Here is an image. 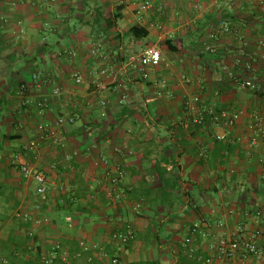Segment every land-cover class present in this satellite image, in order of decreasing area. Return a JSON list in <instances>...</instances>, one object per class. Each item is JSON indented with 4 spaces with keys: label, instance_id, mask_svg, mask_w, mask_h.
Returning <instances> with one entry per match:
<instances>
[{
    "label": "crops",
    "instance_id": "1",
    "mask_svg": "<svg viewBox=\"0 0 264 264\" xmlns=\"http://www.w3.org/2000/svg\"><path fill=\"white\" fill-rule=\"evenodd\" d=\"M141 1L0 0V259L9 264L55 244L66 264H197L185 243L196 222L198 256L214 238L254 231L264 252V149L248 155L246 128L248 115L264 116V9L257 0H153L138 16ZM223 20L230 28L221 33ZM132 26L147 36H131ZM147 46L162 62L142 80L124 64ZM246 80L257 89L239 88ZM162 81L173 98H157ZM20 85L42 112L21 105ZM191 96L242 119L222 130L192 126L183 113ZM60 116L74 122L60 127ZM220 131L229 142L215 139ZM23 165L46 177L43 199ZM127 226L134 239L114 247L110 234ZM11 239L27 250L9 260ZM81 241L107 258L77 257Z\"/></svg>",
    "mask_w": 264,
    "mask_h": 264
},
{
    "label": "built area",
    "instance_id": "2",
    "mask_svg": "<svg viewBox=\"0 0 264 264\" xmlns=\"http://www.w3.org/2000/svg\"><path fill=\"white\" fill-rule=\"evenodd\" d=\"M259 7L264 9V0H257ZM154 5L153 0H143L138 2L136 5V12L138 16L144 15L148 12ZM230 28V23L227 20H223L220 23L218 32H228ZM211 39H216V32L210 33ZM208 51H213L211 47H206ZM162 62L161 54L155 46H147L141 52L131 55L128 57L126 63L124 64L125 69H129L133 73L137 74L142 80H148L150 74L154 71ZM107 68H101L99 70L100 76H106L108 73ZM73 79L75 83L79 84L81 82V76L77 72L73 74ZM185 83L188 82L184 78ZM239 88L241 89H251L256 90L257 84L253 81L246 80L240 82ZM105 89L104 87L100 88ZM27 88L24 85L18 87V93L22 98V106H34L38 112H42L43 102L32 100L26 95ZM262 91H264V84L262 86ZM56 93V91H55ZM157 98L165 97L166 99L173 98V93L166 89V84L162 81L157 84L156 91ZM102 112L101 116L106 115L104 109L106 107V102H100ZM183 113L185 119L192 126L197 127H209L212 130H222L232 128L236 123L242 119V112H233L226 110H217L214 106L203 105L198 96L187 97L183 102ZM74 118L71 116H60L56 120V125L63 126L65 124H72ZM246 128L248 132L247 138V148L248 155H252L257 149H264V116L259 113H251L246 117ZM215 139L221 142H229L230 139L225 131H220V133L215 134ZM237 141H240L238 138ZM35 146V143L30 144V149ZM259 162L264 166V158H260ZM21 174L24 179L32 180L36 183L35 193L38 197L44 198L47 191V181L46 177L39 173L32 171L28 166H21ZM123 178V172L117 169L116 175L110 177L109 183L111 185H117ZM199 223H193L191 227V232L189 237L185 240L187 245V253L190 257L197 261V264H215V263H228L233 264L235 261L240 263H245L249 258L263 259L264 252L258 247L256 243V238L259 236L258 231H254L248 235L242 236L240 233L238 237H217L214 238L209 243V254L207 257L203 258L198 256L196 251L197 248L194 246L193 241H195L196 235L199 233ZM31 236V234H29ZM134 239V233L132 229L127 226L124 230L115 231L110 234L109 241L116 248L128 244ZM80 252L76 255L79 257L81 253H92L94 256L100 258H107V253L96 246L87 245L85 242L81 241L79 243ZM93 255H90L87 262L93 260ZM42 264H53L55 261H60L63 264L68 263L69 255L61 248L59 244H55L51 247L50 251L47 253H42L39 257ZM111 264H116L117 259H109ZM0 264H9L8 260L5 258L0 259Z\"/></svg>",
    "mask_w": 264,
    "mask_h": 264
},
{
    "label": "trees",
    "instance_id": "3",
    "mask_svg": "<svg viewBox=\"0 0 264 264\" xmlns=\"http://www.w3.org/2000/svg\"><path fill=\"white\" fill-rule=\"evenodd\" d=\"M116 18L117 17L114 16V19ZM128 32L131 36H133L134 38H138V39L145 38L147 36V32L144 29L140 28L139 26H132ZM9 244L13 246V250L10 251L8 255L9 259L11 258L15 259L18 254L27 250V245H26L27 243H25L21 239L18 241L11 239ZM23 264H42V263L39 260V256L36 255L34 259H28L24 261Z\"/></svg>",
    "mask_w": 264,
    "mask_h": 264
},
{
    "label": "rangeland",
    "instance_id": "4",
    "mask_svg": "<svg viewBox=\"0 0 264 264\" xmlns=\"http://www.w3.org/2000/svg\"><path fill=\"white\" fill-rule=\"evenodd\" d=\"M5 117H6V116H5ZM12 165L14 166V164H12ZM15 166H16V165H15ZM15 166H14V167H15ZM16 167H17V166H16ZM18 169H19V167H18ZM35 186H36V184H35ZM32 188H33V187H32ZM17 213H20V212H17ZM9 217H12V216H9ZM8 219H9V218H8ZM12 219H13V220H15V219H19V220L21 221V217H20V216H18V217H17V216H13ZM19 220H18V221H19ZM20 221H19V222H20ZM20 223H21V222H20ZM8 259H9V258H8ZM9 260H10V259H9ZM13 262H16V260L13 261Z\"/></svg>",
    "mask_w": 264,
    "mask_h": 264
}]
</instances>
